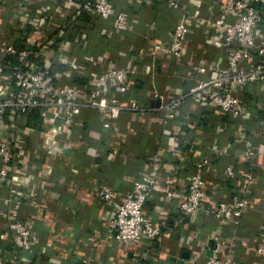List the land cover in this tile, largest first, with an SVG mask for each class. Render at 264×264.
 I'll return each instance as SVG.
<instances>
[{
  "label": "built area",
  "instance_id": "obj_1",
  "mask_svg": "<svg viewBox=\"0 0 264 264\" xmlns=\"http://www.w3.org/2000/svg\"><path fill=\"white\" fill-rule=\"evenodd\" d=\"M117 1L50 0L38 9L22 5L10 10L7 2L0 0V6L9 9L15 20V34L0 42V200L7 213L4 231L11 233L12 243L8 249L0 248V264H34L37 249L45 250L46 245L42 246L32 227L39 218L18 214L23 199L28 197L33 209L51 213L47 202L31 197V189L50 185L46 176L37 179L36 175L51 168L53 161L72 174L81 172L75 163L76 153L80 149L92 151L88 142L91 133L85 130L82 115L95 112L98 118L106 119L110 132V140L105 142L110 150L108 158L125 161L131 157L126 154L127 137L120 141L116 138L117 133L122 134L119 120L124 113L142 115L145 111L132 98L124 101L116 94L129 95L131 83L143 74L135 63L126 61L124 67H118L107 55L96 58L89 46L90 35L83 29L87 21L90 25L112 18V31L96 34L111 41L124 40L131 32V7L148 0H124L118 10ZM61 5L63 20H70L68 26L51 20ZM164 6L177 13V23L166 43H149L144 48L153 59L162 52L169 60H182L195 35L200 36L204 47L216 49L219 54L212 61L201 59L206 61L204 67L195 65L199 71L196 79L182 75L184 90L176 93L177 98L173 94L161 98L160 108L173 118L186 97L212 108L218 117L225 118L212 141L217 158L233 150L238 152L239 162L227 163L219 171L208 157L187 149L179 133L174 137L178 145L172 151L175 160L147 153L130 191L93 185L91 195L111 209L105 236L128 248L164 243L172 230L180 227V223L172 225L170 212L158 209L169 204L181 217L193 219L204 212L215 221L214 233L204 238L205 257L193 264H234L241 246L250 258L264 264V245L243 242V219L254 200L252 194L264 195V117L258 121L257 130H246L244 122L252 118L250 108L261 105L241 96L249 86L261 85L264 90V0H198L193 9L184 0H167ZM92 68H98L99 78L79 83L78 79L92 75ZM151 80L156 77L152 75ZM30 113L41 118L58 156L43 149L42 158L31 149L27 136L20 133ZM233 122H238V130L230 143L225 131ZM63 178L58 182L62 183ZM227 186L234 195L222 199ZM73 190L81 188L74 185ZM224 230L232 233L227 244L218 235ZM259 233L264 237V222ZM50 234L55 235L53 229ZM91 244L96 246L97 242ZM70 253L78 256L75 249L71 248Z\"/></svg>",
  "mask_w": 264,
  "mask_h": 264
},
{
  "label": "crops",
  "instance_id": "obj_2",
  "mask_svg": "<svg viewBox=\"0 0 264 264\" xmlns=\"http://www.w3.org/2000/svg\"><path fill=\"white\" fill-rule=\"evenodd\" d=\"M197 1L184 0V3L193 9L192 5ZM1 2H7L10 10L22 5L38 9L48 4L50 0H1ZM166 2L167 0H151L150 3L148 0V3H143L141 6H132L131 32L127 33L122 41H111L105 36L96 34L103 30L110 33L114 24L112 18L97 20L90 25L87 24L88 21L85 23L83 29L90 35L89 46L96 58L107 55L118 67H124L126 61H129L128 63H135L139 68L143 75L138 76L139 81L134 79L135 82L131 83L129 95H116L124 101L132 98L145 112L142 115L139 112H127L119 120L123 135L117 133L116 138L120 141L122 137L124 139L127 137L129 151L126 154L131 155L130 159L124 161L119 157L108 158L110 150L105 146V142L110 140V132L105 126L107 121L98 118L95 112H89L82 115L81 119L85 130L91 133L88 142L92 151L88 153L80 149L75 155V163L81 167V172L78 175L72 174L58 161H53L51 168H45L36 175L37 179H44L43 177L46 176L50 185H45L41 190L31 189V197L35 196L36 200L47 202L51 213L46 214L33 209L28 197L23 199L24 206L18 214V217L23 218L30 214L39 218L33 221L32 227L37 232L42 246H46L43 251L37 249L34 264H193L205 257L207 249L204 238L214 233L215 221L204 212L189 219L177 215L172 205L158 208L162 212H170L172 225L180 223V227L172 230L164 243L128 248L105 236V225L111 215V209L95 199L90 192L93 185L99 184L120 191H130L132 180L138 177L147 153L162 155L166 161L175 160L172 151L178 145L174 137L179 133L183 134L187 149H196L201 155L208 157L219 171L227 163L239 162L238 152L235 153L233 150H230L226 156L223 155V158H217L212 141L217 127L225 118L218 117L212 108L195 103L188 97L181 101L178 112L173 118H169L160 108L163 104L161 98H167L169 94L177 98L176 93L184 90L180 81L182 75H190L196 79L199 71L195 65L204 67L205 60L212 61L219 54L216 49L204 47L200 36L195 35L182 60H169L162 52L157 53L158 59H153L144 48H148L149 43L152 45L166 43L177 23V13L167 9L164 6ZM123 4L124 0H118L116 9H120ZM10 10L0 6V42L7 36L15 34V20ZM62 11L61 5L60 12L51 20L68 26L70 20H63ZM91 71L93 72L91 76L77 81L84 84L90 79H98V68H92ZM88 73L90 75L91 72ZM152 75L156 77L153 82ZM261 88H263L261 85H253L241 93L242 97L252 98L261 105L250 108L252 118L244 122V128L249 132L257 130L258 121L264 117V90ZM237 125L238 122H233L225 131L230 143L233 142V134L238 130ZM45 131L41 118L35 113H30L20 133L27 136L31 149L43 155L42 158H44V150L56 157L58 156L56 144L53 137ZM262 160L264 161V151ZM61 176H64L63 182L59 183ZM212 180L214 181V178ZM74 185L81 188V191L74 192ZM232 195L234 194L231 188L227 186L221 197L228 199V196L230 198ZM252 197L254 200L243 219V235H245L243 242L264 245V237L259 233L264 222V195L257 192L253 193ZM6 217V208L0 200V248L2 249L12 246L11 233L4 231ZM57 220L63 221V224L58 223ZM51 229L54 230V236L50 234ZM231 234L229 230L218 233L223 244L231 241ZM71 240H74V243ZM92 241H96L97 245L92 246ZM71 248L77 251L78 256L70 253ZM224 250L225 248L221 249L222 252ZM240 250L241 252L234 257V264H260L256 258L248 256L243 246Z\"/></svg>",
  "mask_w": 264,
  "mask_h": 264
}]
</instances>
